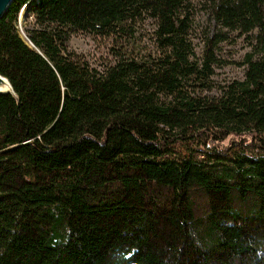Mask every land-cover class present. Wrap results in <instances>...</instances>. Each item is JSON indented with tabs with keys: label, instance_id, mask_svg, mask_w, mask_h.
I'll use <instances>...</instances> for the list:
<instances>
[{
	"label": "trees",
	"instance_id": "16d2710c",
	"mask_svg": "<svg viewBox=\"0 0 264 264\" xmlns=\"http://www.w3.org/2000/svg\"><path fill=\"white\" fill-rule=\"evenodd\" d=\"M32 0L0 19V264H264V0H209L251 36L243 80L204 96L191 0ZM155 22L156 53L117 51L96 71L73 33L130 37ZM222 41V39H221ZM134 50V49H133Z\"/></svg>",
	"mask_w": 264,
	"mask_h": 264
},
{
	"label": "rangeland",
	"instance_id": "374dc122",
	"mask_svg": "<svg viewBox=\"0 0 264 264\" xmlns=\"http://www.w3.org/2000/svg\"><path fill=\"white\" fill-rule=\"evenodd\" d=\"M208 3L209 0H191L186 11L190 18V39L198 58L203 59L207 42L220 35L214 40V55L218 63L214 65L212 83L209 89L199 90L204 96H217L225 85L235 80H243L247 68L244 61L253 51V47L251 36L221 29L209 16ZM20 17L21 15L18 17L16 29L28 43L26 34L34 28L35 20L31 13L27 14L24 20ZM154 32L155 22L147 19L135 26L134 35L130 37L133 46L127 44L124 37L120 39L73 33L69 36L68 47L70 51L88 62L91 68L102 72L117 62L115 57L117 51L125 53L132 50L145 55L156 53Z\"/></svg>",
	"mask_w": 264,
	"mask_h": 264
},
{
	"label": "water",
	"instance_id": "95a60500",
	"mask_svg": "<svg viewBox=\"0 0 264 264\" xmlns=\"http://www.w3.org/2000/svg\"><path fill=\"white\" fill-rule=\"evenodd\" d=\"M14 1L15 0H0V19H2L7 14ZM34 2L37 3L38 0H32L30 3L25 5L19 15H21L22 11L25 9H26V15L29 14L31 7L34 5ZM0 95H11L15 99H17V96L15 94V91L11 83L7 78L1 75H0Z\"/></svg>",
	"mask_w": 264,
	"mask_h": 264
},
{
	"label": "bare ground",
	"instance_id": "6f19581e",
	"mask_svg": "<svg viewBox=\"0 0 264 264\" xmlns=\"http://www.w3.org/2000/svg\"><path fill=\"white\" fill-rule=\"evenodd\" d=\"M25 15H26V9L25 10H23L22 11V13H21V20H24V18H25Z\"/></svg>",
	"mask_w": 264,
	"mask_h": 264
}]
</instances>
